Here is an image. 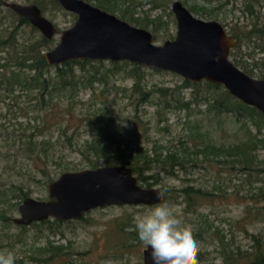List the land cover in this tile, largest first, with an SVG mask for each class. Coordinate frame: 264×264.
<instances>
[{"label":"trees","instance_id":"trees-1","mask_svg":"<svg viewBox=\"0 0 264 264\" xmlns=\"http://www.w3.org/2000/svg\"><path fill=\"white\" fill-rule=\"evenodd\" d=\"M169 1L96 0L94 5L110 13L118 12L120 19L137 27L148 29L152 24L155 41L158 17L135 16V5L151 3L152 8H159ZM54 5L64 10L58 0H54ZM37 6L43 13L44 6ZM192 9L201 16L214 18L210 12L194 6ZM224 26H228L227 33L236 41L230 50L234 64L250 76L264 78V0H243L240 16ZM53 41L54 36L46 38L27 18L13 12L0 0V86L10 93L19 87L32 95L29 97L33 100L30 107L33 112L22 114L27 125L21 129L18 139L7 136L4 139L11 148L7 151L11 153L9 160L29 161V166H25L29 179L42 173L41 178L36 179L47 185L62 172L125 165L131 167L141 186L161 184L165 196L162 203H166L171 198V188L164 179H179L181 173L191 174L213 163L224 164L254 179L252 185L260 183L249 190L250 202L244 217L264 218V159L259 160L256 154L257 150H264V115L259 110L232 96L221 84L206 80L190 82L179 76L180 83L172 87L149 85L146 81L148 67L125 60L74 59L48 65L44 53L54 47L51 46ZM121 72L132 80L131 85H110V75ZM187 89L189 96H186ZM82 91H88L85 100L80 97ZM147 106L153 107L150 113L145 109ZM173 110L187 112L183 122H179L181 130L176 133L167 117ZM29 113L35 115L31 117ZM124 122L128 129L120 126ZM138 126L145 141H152L151 147L132 145L129 133ZM0 129H6L3 122ZM153 129L161 138L149 139ZM219 130L225 131L226 137L219 138ZM89 135L92 138L84 137ZM75 152L84 158L83 167L68 158ZM187 180L190 182L173 187L178 193L174 198L179 199L185 213L191 214L202 200L212 198L214 189L198 187ZM6 192L0 193V225L7 230L0 235V251L8 247L14 252L19 246L20 253L14 252L15 264H76L71 245L55 244L51 237L63 234V225L81 221L89 211L79 219H46L17 225L10 213L30 196L31 190L23 184L16 191L10 189L9 197ZM250 208H254L253 211ZM133 219L119 220L124 227L117 222L125 236L121 243L124 249L134 244L130 241L142 243L133 230ZM11 226L19 229L21 235L8 233ZM248 236L253 246L251 252L245 254V261L220 240L223 259L229 264H264V231L251 232Z\"/></svg>","mask_w":264,"mask_h":264},{"label":"rangeland","instance_id":"rangeland-1","mask_svg":"<svg viewBox=\"0 0 264 264\" xmlns=\"http://www.w3.org/2000/svg\"><path fill=\"white\" fill-rule=\"evenodd\" d=\"M2 1L21 4H40L44 6L43 14L54 23L58 30V33L54 36L52 47L57 44L60 32L71 27L76 20L74 14L56 7L54 5V0ZM89 1L88 2L92 5L96 2V0ZM173 1L174 0H170L169 4L159 8H152L151 3L144 6L135 5V16H147L149 19L158 17L156 23L159 25L155 32V36H157L155 43L157 44H161L165 40H171L175 36L176 21L171 11V3ZM180 1L195 17L204 20H217L223 25L235 19V17L240 16L243 7V0ZM193 6L203 12L212 13L214 18L201 16L192 9ZM112 14L117 17L119 16L118 12ZM152 28L153 25L150 24L147 30L152 33ZM227 28L228 26H226V30H228ZM230 58L231 60L233 59L231 53ZM104 66L111 67L110 64H104ZM146 72V81L149 85L158 84L159 86L172 87L180 83L179 75L169 71L153 72L151 69L147 68ZM109 81V84L112 86L121 85L129 87L132 83V80L128 78L127 74H124V72L110 75ZM29 96L31 97L32 95L26 94V91L21 90V88L19 89V87H16L14 92L10 93L7 92L3 86H0V122H3L6 127L4 130L0 129V193H2L3 190H7V197H9L11 194L10 189L16 191V188L18 189L20 185L25 184L31 190L29 197L46 199L48 197L47 185L39 183L37 181L39 179H36L41 178L42 173H38L35 179H29L28 175L25 173L27 170L25 166H29V161L15 160L14 158L9 160L11 153H7V151L11 148L9 145H6L4 139V136H7L12 140H17V136L21 133V129L27 125L26 119L23 118L22 114L24 111H31L30 107H32L33 100H31ZM186 96H189V89L186 90ZM80 97L85 100L88 97V91H82ZM145 109L150 113L153 107L147 106ZM192 109L195 110L196 108ZM186 113V111L179 110H173L167 113L169 123L172 124V128H175L173 133L181 130L182 126L179 122H183ZM29 114L31 117L35 115V113ZM73 120L71 122H73ZM121 120H123V118H121ZM19 123H21V125H19ZM30 124H33V122ZM213 124L216 126V123ZM227 124L228 123H226V125ZM120 126H124L123 129H128L129 127L126 122ZM53 132L52 140L56 137L55 128H53ZM131 132L133 133H129V135H131L130 140L132 145L152 146V141H145L146 138L142 136L140 126ZM217 133L219 138L226 137L227 135V133L222 130H219ZM12 134L14 136H10ZM150 136L149 139H155L157 137L161 138L162 135L159 137L153 129L150 130ZM84 137L92 138L91 135ZM256 154L259 160L264 159V150L259 149ZM68 158L74 159L73 161L76 163L78 162V167H83L85 164L84 158L76 152L71 153ZM223 165L224 164L213 163L212 165L206 166L204 169L195 170L191 174L181 173V178L179 179L166 178L163 180V182L171 188V198L166 203L173 206L182 216L184 222L192 228L193 234L199 242L200 251L198 254V264H229V262L223 259L221 254L220 240H222L223 246L233 250L235 255L242 256L243 261H245V254L250 253L253 246V242L249 238L248 233H259L260 231H264V218L259 217L252 220L251 216L244 217L245 209L250 202L249 190L251 186H260V183L256 182L252 185L254 179L251 177L249 178L247 174L240 173L237 168L232 169L229 166ZM51 168H53V166H50V169ZM260 174L262 175L263 172L259 173L258 178H260ZM187 179L193 181L198 187L201 186L208 190H210V188L214 189L212 198L202 200L201 204L197 206L196 212L191 214L185 213L182 209V204L178 203L179 199L174 198V196H178V193L175 192L173 187H175V185L179 186L189 183L190 181ZM155 186L161 187V184ZM152 207L153 206L147 207L146 205H111L96 208L85 214L84 219L81 221L77 220L68 225H63V234H57L51 237V240H53L55 244L69 243L72 247V258L75 259L76 264H143L142 250L144 246L141 245L142 243L136 244L137 242L130 241V243L134 244L129 246V248L124 249L121 247V243L125 239V236H123L119 227H124L125 225H121L122 223H120L119 220L122 218H134L137 215L149 211ZM0 208H2L1 204ZM250 209L252 210L254 208ZM10 215H12L11 217L18 216V210L11 212ZM5 231L7 232V230H3L0 225V235L6 233ZM33 232H35V230H32V233ZM8 233H13L18 236L20 234L19 229L15 226H11ZM22 248H24V246ZM4 250H9V248L5 247ZM19 251V246H17L14 252L18 254L20 253Z\"/></svg>","mask_w":264,"mask_h":264},{"label":"water","instance_id":"water-1","mask_svg":"<svg viewBox=\"0 0 264 264\" xmlns=\"http://www.w3.org/2000/svg\"><path fill=\"white\" fill-rule=\"evenodd\" d=\"M77 15L73 25L60 32L57 44L44 53L48 65L67 60H125L148 68L175 73L190 82L221 84L232 96L264 115V78H255L230 58L235 39L217 20L195 17L180 0L171 3L176 21L173 39L155 43L152 33L84 0H58ZM50 39L56 27L35 4L3 1ZM161 187H143L131 167L103 165L66 171L47 184L48 199L24 198L18 205L17 225L46 219H79L86 212L111 205L154 206ZM151 249L142 250L143 264H152Z\"/></svg>","mask_w":264,"mask_h":264},{"label":"clouds","instance_id":"clouds-1","mask_svg":"<svg viewBox=\"0 0 264 264\" xmlns=\"http://www.w3.org/2000/svg\"><path fill=\"white\" fill-rule=\"evenodd\" d=\"M157 199L163 192L157 190ZM134 231L145 249H151L152 264H198L200 245L192 228L168 203H158L133 219ZM15 253L0 251V264H15Z\"/></svg>","mask_w":264,"mask_h":264},{"label":"flooded vegetation","instance_id":"flooded-vegetation-1","mask_svg":"<svg viewBox=\"0 0 264 264\" xmlns=\"http://www.w3.org/2000/svg\"><path fill=\"white\" fill-rule=\"evenodd\" d=\"M84 1H86V0H84ZM86 2H88V1H86ZM89 3V2H88ZM91 4V3H90ZM95 6V5H94ZM97 7V6H96ZM65 10V9H64ZM65 11H67V10H65ZM68 12H70V11H68ZM42 13V12H41ZM70 13H72V14H74L75 16H76V18H77V15L75 14V13H73V12H70ZM43 14V13H42ZM44 15V14H43ZM45 16V15H44ZM46 17V16H45ZM49 19V18H48ZM50 20V19H49ZM51 21V20H50ZM52 22V21H51ZM53 23V22H52ZM53 25H54V23H53ZM55 26V25H54ZM56 27V26H55ZM58 33V30H57V28H56V34ZM55 34V35H56Z\"/></svg>","mask_w":264,"mask_h":264}]
</instances>
